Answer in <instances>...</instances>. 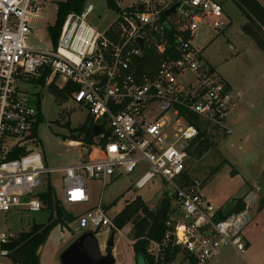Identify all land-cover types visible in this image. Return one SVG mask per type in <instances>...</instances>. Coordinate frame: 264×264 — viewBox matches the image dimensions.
Returning a JSON list of instances; mask_svg holds the SVG:
<instances>
[{
	"label": "built area",
	"instance_id": "2783aa9c",
	"mask_svg": "<svg viewBox=\"0 0 264 264\" xmlns=\"http://www.w3.org/2000/svg\"><path fill=\"white\" fill-rule=\"evenodd\" d=\"M177 1L176 12L165 16ZM42 2L0 0V214L21 207L41 210L39 193L52 174L60 175L64 203H83L90 199L87 178L102 180L104 186L107 177L136 173L135 187L159 177L172 200L166 221L172 229L148 248L154 264L173 246L180 247L184 264H213L226 247L243 254V229L252 218L250 197L241 210L219 217V209L203 195V181L187 174L183 146L198 131L188 121L189 113L232 131L225 123L235 97L232 87L202 62L192 45L200 23L219 30L228 25L221 3L131 0L121 7L116 0L120 10L104 29L90 22L94 7L87 3L80 13L67 14L56 46L33 49L26 38L31 34L30 18ZM168 29L175 35L172 48ZM146 47H153L161 58L151 73H140L133 59L142 57ZM42 75L48 85L58 86L57 77L64 86L74 85L68 98L86 107L91 128L101 127L90 141L81 133L76 140L82 146L81 157L70 165L49 166L40 152L26 145L34 136L39 111L28 104L17 82ZM20 147L27 151L11 156ZM76 227L79 233L104 234V248L110 232H120L101 203L77 215ZM11 238L0 230V260L8 255L5 244ZM178 254L163 264H174Z\"/></svg>",
	"mask_w": 264,
	"mask_h": 264
},
{
	"label": "rangeland",
	"instance_id": "374dc122",
	"mask_svg": "<svg viewBox=\"0 0 264 264\" xmlns=\"http://www.w3.org/2000/svg\"><path fill=\"white\" fill-rule=\"evenodd\" d=\"M56 1L43 0L41 9L30 18L31 34L26 38L30 48L51 47L47 27L55 22ZM224 1L230 23L220 30L200 23L192 45L201 54L202 62L210 64L232 87L235 97L225 122L232 131L210 130L211 147L200 158L187 156L186 171L190 177L203 181V195L215 208L227 210L235 207L237 200L243 198L245 201L250 197L252 218L243 229L248 246L243 254L232 247L224 248L217 257V264H264V51L243 32L241 25L245 18L236 1ZM130 2L117 0L121 7ZM88 3L94 7L89 20L98 28L104 29L115 18V12L108 8L106 0H88ZM55 83L64 87L61 77H57ZM17 85L28 104L37 108L40 114L27 148L40 152L49 166L61 167L77 162L82 146L78 141L71 140L69 144L67 140L72 134L80 139L78 127L87 118L86 107L70 98L57 100L45 82L18 81ZM214 169L217 171L209 176ZM136 177V173L107 177L104 186L102 180L87 178L89 201L64 203L60 175L52 174L49 179L58 205L74 218L69 220L64 215L63 223L52 226L38 249L39 264H61L60 253L80 234L75 217L97 203L108 206L106 211L110 216L136 197L154 208L168 187L156 177L144 187L137 188L134 186ZM49 216L47 207L39 211H28L23 207L12 209L0 214V230L17 237L20 232L30 230L33 224L47 223ZM255 216L257 220L254 221ZM55 217L53 213L52 219ZM131 227L129 222L114 234L112 253L117 264H136ZM97 239L105 252L104 234H97ZM0 261V264H11L7 256L1 257ZM183 262H186L184 255L178 254L174 264Z\"/></svg>",
	"mask_w": 264,
	"mask_h": 264
},
{
	"label": "trees",
	"instance_id": "16d2710c",
	"mask_svg": "<svg viewBox=\"0 0 264 264\" xmlns=\"http://www.w3.org/2000/svg\"><path fill=\"white\" fill-rule=\"evenodd\" d=\"M88 0H57L56 1V18L53 25L47 27L48 38L52 46H56L57 39L60 33L62 23L67 14L74 12L80 13ZM109 9L119 11L116 0H106ZM236 4L245 17V22L241 28L243 32L249 35L255 42L256 46L264 51V6L259 0H236ZM166 37L170 48L175 43V35L173 29L166 30ZM161 55L156 53L153 47H146L143 51L142 57L134 58L136 69L140 73H151L159 62ZM35 81V80H33ZM45 76L42 75L36 82L44 83ZM74 85L67 84L60 88L53 82L48 85L49 91L54 94L57 100H66L74 90ZM40 120L38 114L37 121L33 126V131ZM90 117L87 115L85 122L78 127V135L85 133V139L90 141L92 138ZM188 121L194 124L198 131L197 134L188 140L185 147L188 156L193 158H200L212 145L210 130L220 129V127L208 121L198 119L192 113L188 114ZM34 135V132H33ZM70 140H79L76 135L72 134ZM27 150L20 147L14 149L11 156H18L25 153ZM217 169L211 171V176ZM188 177V175H187ZM39 198L42 201V208L47 207L50 211L48 222L45 224H33L28 231L20 232L17 237L5 244L9 250L7 255L11 264H39L38 249L45 242L52 226L58 222H64L65 218L72 220L74 218L71 214H65L62 208L58 205V199L55 196L54 189L48 181L44 190L39 193ZM172 206V200L167 195L166 191L162 194L158 203L154 208L150 207L140 197H136L125 203L123 208L116 214L111 216L114 225L117 229L123 228L127 223L131 222L132 227V250L135 258L141 257L144 264H154L153 256L148 252L151 241L160 242L165 232L172 229L171 225H167L166 221L169 218V213ZM245 202L242 199L237 200L235 207L227 210L219 208L218 216L224 217L235 210L244 208ZM107 210L108 206H104ZM53 213L56 217L52 219ZM76 218V217H75ZM108 249V247H106ZM181 252L180 247L173 246L166 249L163 259L159 260L157 264L168 263L174 260L176 255ZM193 264V261H192Z\"/></svg>",
	"mask_w": 264,
	"mask_h": 264
},
{
	"label": "water",
	"instance_id": "95a60500",
	"mask_svg": "<svg viewBox=\"0 0 264 264\" xmlns=\"http://www.w3.org/2000/svg\"><path fill=\"white\" fill-rule=\"evenodd\" d=\"M180 1H177L170 5L165 11L164 15L169 16L176 12V8L179 6ZM187 8V7H186ZM167 27L169 25L165 23ZM140 47H143L142 39L138 38ZM101 131L100 125H93L91 133L93 135L98 134ZM186 142L183 146H186ZM114 231H111L106 241V249L103 252L100 248V244L96 235L92 231L81 232L61 253L59 256L61 264H117L115 257L112 253V247L114 246ZM136 264H144L141 257H137Z\"/></svg>",
	"mask_w": 264,
	"mask_h": 264
},
{
	"label": "crops",
	"instance_id": "0c3cea01",
	"mask_svg": "<svg viewBox=\"0 0 264 264\" xmlns=\"http://www.w3.org/2000/svg\"><path fill=\"white\" fill-rule=\"evenodd\" d=\"M218 2H220L221 3V5H222V7H223V11H224V14L226 15V17H227V15H228V13H227V10H226V8H225V4H224V0H217ZM236 1V0H235ZM259 2L264 6V0H259ZM244 17V16H243ZM228 18V17H227ZM245 18V17H244ZM229 20V19H228ZM230 23V22H229ZM228 23V24H229ZM242 26V25H241ZM200 57H201V54H200ZM208 65H210V64H208ZM211 66V65H210ZM212 67V66H211ZM68 140H70V139H68ZM73 141H76V140H73ZM258 214V212H256V215ZM255 220H257V217L255 216V218H254V221ZM244 238H245V236H244ZM248 240L245 238V247L246 246H248ZM224 252V251H223ZM215 263L217 264V263H219V259L217 258L216 260H215Z\"/></svg>",
	"mask_w": 264,
	"mask_h": 264
},
{
	"label": "flooded vegetation",
	"instance_id": "af4514ba",
	"mask_svg": "<svg viewBox=\"0 0 264 264\" xmlns=\"http://www.w3.org/2000/svg\"><path fill=\"white\" fill-rule=\"evenodd\" d=\"M107 249V248H106Z\"/></svg>",
	"mask_w": 264,
	"mask_h": 264
}]
</instances>
